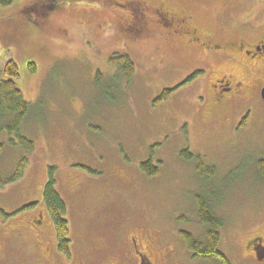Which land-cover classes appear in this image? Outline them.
<instances>
[{
	"label": "rangeland",
	"instance_id": "rangeland-1",
	"mask_svg": "<svg viewBox=\"0 0 264 264\" xmlns=\"http://www.w3.org/2000/svg\"><path fill=\"white\" fill-rule=\"evenodd\" d=\"M129 1L146 8L140 23ZM41 2L0 7V80L14 61L32 104L22 133L35 143L28 154L0 135V264H140V254L152 264H217L194 257L181 236L206 239L198 196L223 222L219 250L229 261L264 264V68L216 98L228 64L156 15L163 6L190 18L213 43L254 42L264 39V0H47L38 12ZM116 54L134 62L130 80L110 64ZM165 90L175 92L155 104ZM185 150L201 156L202 171ZM149 160L153 177L141 168ZM50 167L67 205V256L43 203Z\"/></svg>",
	"mask_w": 264,
	"mask_h": 264
},
{
	"label": "trees",
	"instance_id": "trees-1",
	"mask_svg": "<svg viewBox=\"0 0 264 264\" xmlns=\"http://www.w3.org/2000/svg\"><path fill=\"white\" fill-rule=\"evenodd\" d=\"M15 0H0V7H9ZM110 64L116 66L123 71V75L127 80H130L135 70V64L128 55L116 54L110 58ZM3 79L0 80V135L4 132L10 136L12 144L18 143L25 151L30 154L35 149V143L25 137L22 133L25 119L32 111V104L28 102L18 87L20 78L18 65L14 61H9L3 68ZM203 72L193 73L181 86L187 85L198 77L202 76ZM98 77H101L100 75ZM180 86V87H181ZM175 90H165L160 97L157 98L155 104L163 103L168 100ZM248 116H246L240 126L245 125ZM17 137V139H16ZM4 149V144L0 143V153ZM182 156L189 160H198V170L202 171L204 162L201 156L193 155L189 150L182 152ZM28 161V158L21 160L13 178L5 179V182L15 181L19 176L23 165ZM93 172L91 169L83 167ZM141 168L149 177H153L159 173V168L153 166L151 160L142 163ZM259 172L264 177V159L258 163ZM47 183L43 190V203L46 207L55 228L58 249L61 253L69 255V223L66 219L67 205L59 195L56 187V168L50 167ZM213 171V170H212ZM1 179V178H0ZM198 203V219L201 224L207 227L206 239L204 242L194 238L188 232H182L181 236L186 241L189 250L194 257L208 261H216L217 264H232L229 259L219 250L221 241L220 229L223 227L221 219L216 217L212 212L211 206L207 200L202 197H197ZM36 204H30L25 209L35 207Z\"/></svg>",
	"mask_w": 264,
	"mask_h": 264
},
{
	"label": "flooded vegetation",
	"instance_id": "flooded-vegetation-1",
	"mask_svg": "<svg viewBox=\"0 0 264 264\" xmlns=\"http://www.w3.org/2000/svg\"><path fill=\"white\" fill-rule=\"evenodd\" d=\"M46 3L47 0H42V2L37 5V11H47V6L45 5ZM129 4L131 5V10L133 11H131L132 15H134V18H137V22L140 23V18H142L143 16L142 10H146V8L142 4H140V2L139 4H137L133 1H129ZM134 6H136L138 10H135ZM49 8L52 9L53 7L51 6ZM156 15L160 19V24H162L166 29L171 30V32H174L176 35L181 36L184 41L186 40L187 43L190 44V46H197L199 48H202L205 55L210 54V56L212 57L219 58L220 62H215L216 64L224 63L222 61H225V65L228 64L227 67L223 66L226 71L221 72L222 74L218 77V79H216L217 84H215L214 86L216 90V98L217 96L219 97V92L223 91L224 88H230L233 94V91L237 93L242 91V88L240 89V91L238 90V88L244 85L243 82H246L244 80L246 77H250L252 79V82H256V76L259 70L261 68H264V39L252 42L248 41L246 38H239L232 43H228V45L215 42L213 43L200 36L199 32L196 29H192L190 27V18L178 16L163 6H160V8L157 9ZM142 23L140 24L139 28L137 24L135 25V27L132 26L134 30L131 31H134L135 33H141L144 29ZM199 71L203 72V74L207 73V70L205 68H202ZM236 88L237 90H234ZM263 89L264 88H261L260 94ZM236 97L239 98L238 96ZM235 100L236 99L234 98L231 101ZM224 101H226V99ZM221 102L222 101H218L217 104ZM40 218L42 220L44 219V215L41 213ZM139 258L140 264H152L146 256L140 254Z\"/></svg>",
	"mask_w": 264,
	"mask_h": 264
},
{
	"label": "water",
	"instance_id": "water-1",
	"mask_svg": "<svg viewBox=\"0 0 264 264\" xmlns=\"http://www.w3.org/2000/svg\"><path fill=\"white\" fill-rule=\"evenodd\" d=\"M262 99L264 100V89L261 91Z\"/></svg>",
	"mask_w": 264,
	"mask_h": 264
}]
</instances>
